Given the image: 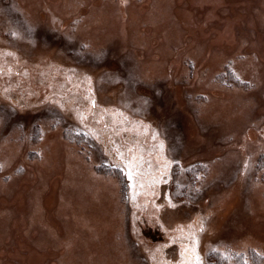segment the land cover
<instances>
[{
	"label": "rangeland",
	"instance_id": "obj_1",
	"mask_svg": "<svg viewBox=\"0 0 264 264\" xmlns=\"http://www.w3.org/2000/svg\"><path fill=\"white\" fill-rule=\"evenodd\" d=\"M27 1L0 0V54L4 59L14 55L12 64L18 66L15 73H10V66L5 68L10 76L0 74V204L11 203L0 210V218L10 223L18 209L26 210L30 190L14 203L11 197L17 181L31 173V166L58 169L61 163L57 158L63 153L64 175L53 201L62 202L68 212L78 208L86 220L79 232L59 247L57 235L48 234L44 219L50 215L62 222L64 218L56 215L54 203L42 204L55 175L52 171L49 179L38 180L41 192L35 197L32 214L39 222L32 228L69 253L81 243V264H219L218 259L221 264H235L239 256L248 262L253 256L264 264V112L259 111L264 107L262 56L257 51H237L203 66L199 57L184 55L181 74L167 62L151 73L135 51L118 47L113 34L101 42L89 33L103 19L104 6L96 9L83 0L66 3L56 14L46 3L37 11ZM112 1L126 7L144 0ZM188 2L176 0L169 9L176 8L177 15ZM157 3L154 0L152 13ZM86 8L92 9L82 12ZM229 9L225 7V11ZM252 9L260 14L264 4ZM238 11L245 13L246 9ZM260 17L264 19V14ZM246 31L254 34L251 26ZM186 32L182 28L184 37ZM188 42L187 36L170 51L176 55ZM22 62L28 67L21 66ZM227 71L238 78L237 84L227 82ZM215 91L232 92L236 99L226 100L223 108L214 111L219 99L213 95ZM94 100L101 103L93 104ZM64 107H73L80 126L98 136L109 154L108 162ZM225 112L229 114L225 116ZM209 113H213L211 122L205 124L203 115ZM226 125L224 133L208 139L213 130ZM197 132L208 136L206 144H193ZM58 140L67 145L59 148ZM49 154L57 155L56 159L48 160ZM220 191L231 196L236 192L226 215L211 209ZM3 193H7V202ZM147 209L145 215L140 213ZM150 226L177 245L169 259L159 256L161 250L167 251L161 244L148 243L145 236ZM55 229L62 233L65 227L60 224ZM16 244L13 239L4 248ZM148 248L159 262L146 259ZM29 252L23 248L24 255ZM185 255L188 257L181 261ZM61 258L46 255L39 262L21 258L13 262L73 264V260L63 263ZM7 259L2 256L0 262Z\"/></svg>",
	"mask_w": 264,
	"mask_h": 264
},
{
	"label": "bare ground",
	"instance_id": "obj_2",
	"mask_svg": "<svg viewBox=\"0 0 264 264\" xmlns=\"http://www.w3.org/2000/svg\"><path fill=\"white\" fill-rule=\"evenodd\" d=\"M81 1L83 0H28L27 2L31 8L37 11L46 3L48 6H51L50 8L53 9L54 7V13L57 14V12L62 11L61 9L65 7L66 3L74 4V2L80 3ZM180 1L182 2V0ZM89 2L91 7L97 9L104 6L105 10L103 19L89 33L98 36L101 42H105L109 35L113 34L117 37L118 47L121 50L130 49L131 51H135L137 56H141V62L149 67L151 73L158 66H161L163 62H167L181 74L184 70L182 66V58L184 55L199 57L200 62L204 66L207 63H216L224 59L226 55H232L237 51L247 53L257 51L262 56V61L264 62V19L260 17L264 14V11L257 14L258 11L252 9L254 5L262 7L264 0H189L187 7L177 10V15L175 14L176 8H173L172 11L169 9V6L173 2L176 4V0H157L158 6L154 13H152L154 0L131 3L126 7L114 3L112 0H89ZM226 6L230 8L229 11H225ZM200 7L201 9H199ZM239 8H245L246 12L240 13L238 11ZM91 9L86 8L82 12L90 11ZM173 15L176 16L173 18ZM211 21L215 22L209 24ZM249 26L254 29L253 35L246 31ZM182 28L187 29L185 37L187 38L188 36L189 42L175 55L170 51V48L176 45L178 46L186 40L181 34ZM153 40L154 42H152ZM245 42H247V45L243 47ZM140 45H144V49H141L139 47ZM204 52L209 56L205 57ZM42 59L40 57V60ZM164 68L161 67L159 70L164 72ZM199 75L200 71L197 76ZM213 95L219 97V99H216L217 104L214 111L223 108L221 106L226 103V100L236 99V95L232 92L215 91ZM259 111L264 112V107ZM213 113L204 114L202 119L203 123L209 124ZM229 113L225 112V116ZM241 119L242 116L238 117L237 122ZM227 128L226 125L224 128L213 130L208 139H211L212 136L217 134L224 133ZM230 129L231 127H229ZM193 134V144L207 143L205 141L208 136H201L198 132ZM253 137H256V135L254 134ZM58 145L60 148L62 145L66 146L67 144L58 140ZM58 145L56 144V147ZM56 156L49 154L48 160L54 161ZM60 156V158H57L61 163L58 169L53 170L52 165V168L47 170V168L39 167L36 164L29 169L31 173L28 172L17 181L18 188L11 197L12 202L21 200L23 192L30 190L27 195V208L26 210H24L25 208L23 210L18 209L16 211V217H13L14 219L10 223L5 221V217L0 218V258L2 256L9 258L5 262H0V264H16L13 261L20 258L24 262L30 260H38L39 262L41 261L39 259H42L46 255L62 257L63 263H68L69 260H73V264H81V254L83 252V245L81 243L77 244V247L70 253L66 249L57 248V246L59 247L65 244L74 234L78 233L80 225L86 220L85 215L78 208L75 207L71 212H68L62 202L53 201L54 191L58 187L57 183L64 175V161H62L64 154L62 153ZM34 169L38 170L37 174H34ZM52 171L55 175L49 183V189L42 204L47 206L54 203L56 215L58 217L60 215L64 217L62 222L52 219L50 215L44 219L48 226V234L57 235V246L50 244L47 238L42 236L38 228H32L34 223L39 222L38 218L32 214L35 205H37L35 197L41 192L39 181L49 179ZM12 184H9L6 188L9 189ZM6 194H2V199L7 197ZM235 194L236 192H233L231 196L228 191L216 192L211 209L217 214L226 215L234 205ZM10 204V200L9 203L2 202L0 204V210L9 207ZM60 224L65 227L62 233L55 229ZM7 226L8 231L6 230ZM85 236L88 237V235ZM87 237H83V240L87 241ZM13 239L17 241L16 246L12 249H5L4 245L10 243ZM49 247H52V250ZM23 248L30 249L29 254L24 255ZM44 248L45 250H43ZM49 264L57 263L52 261Z\"/></svg>",
	"mask_w": 264,
	"mask_h": 264
},
{
	"label": "trees",
	"instance_id": "obj_3",
	"mask_svg": "<svg viewBox=\"0 0 264 264\" xmlns=\"http://www.w3.org/2000/svg\"><path fill=\"white\" fill-rule=\"evenodd\" d=\"M0 56H1V60H0V65H4V66H6V67H8V66H10L11 67V72L10 73H15V71H16V69H17V67L18 66H14L13 64H12V62L13 61H15L13 58L15 57L14 55H10V56H8V58L7 59H4L3 57H2V55L0 54ZM18 58V57H17ZM18 59H23V58H18ZM25 65H26V63H25ZM0 74L2 75V76H5V77H7V76H10V74H8V72H5V71H2V73L0 72ZM8 74V75H7ZM226 75V79H227V82H229V83H234V84H237L238 83V78L237 77H235V76H233L232 75V73L230 72V71H227V73L225 74ZM224 75V76H225ZM73 120V119H72ZM74 122V121H73ZM75 123V122H74ZM76 124V123H75ZM77 125V124H76ZM78 126V125H77ZM78 128L79 129H81L79 126H78ZM82 130V129H81ZM81 132V131H80ZM66 133V132H65ZM70 133V132H69ZM81 133H83V132H81ZM84 135H85V137H88L92 142H95L96 144H98V142H96L95 141V139H94V137H92L88 132H84L83 133ZM82 138L81 139H83V136H81ZM99 146V145H98ZM102 171H104V170H102ZM149 208V207H148ZM153 208V207H152ZM156 209V208H155ZM149 209H147V211H142V212H140L141 214L143 213V215H145L146 213H148L149 211H148ZM154 229H157V228H153V227H148L147 228V236L150 238V239H154V241L153 240H151V241H148V243L150 244V245H155V244H161L162 245V247H164L165 248V250H168V251H170V252H173L174 250H176V249H178L177 247H176V245H174L173 244V242H171V240H167L166 238H164V237H162L161 235H160V229H158L159 230V233H155V230ZM149 239V240H150ZM153 241V242H152ZM146 256V259L148 258V257H152V259H153V257H154V254H153V252H152V248H148V249H146L145 250V253H144ZM161 254H163L162 253V250H161ZM165 257V256H164ZM174 257H176V256H174ZM253 256H251V262H248V261H245L244 259H243V256H239V257H237L236 258V261H234V263L235 264H259L258 263V260L257 259H255V257H253ZM216 261V260H215ZM217 263H219V264H221L222 262H221V260L220 259H218L217 261H216Z\"/></svg>",
	"mask_w": 264,
	"mask_h": 264
},
{
	"label": "flooded vegetation",
	"instance_id": "obj_4",
	"mask_svg": "<svg viewBox=\"0 0 264 264\" xmlns=\"http://www.w3.org/2000/svg\"><path fill=\"white\" fill-rule=\"evenodd\" d=\"M21 66H23V67H28L27 65H25V62H22V64H21ZM2 68V71H5V68H6V66H2L1 67ZM29 69V68H28ZM28 69L26 70V71H28ZM51 71H58V70H56V69H50ZM18 73H22V72H20V71H17ZM2 73V72H1ZM1 80L3 81V78H1ZM41 79H39V82H38V84L41 82L40 81ZM51 80V79H50ZM44 83V82H43ZM16 91V90H15ZM15 91H13V92H15ZM38 102L39 103H41V104H44L45 106H47V105H57V104H52L49 100H38ZM94 103L93 104H97V103H101L99 100H94L93 101ZM77 103V102H76ZM58 106V105H57ZM59 107V106H58ZM62 108V107H61ZM63 111H66L67 113H68V115H69V117L70 118H72L73 119V121L84 131V132H88L92 137H94V139H95V141L96 142H98V145H99V147H100V149H101V151H102V154L104 155V158H103V160L104 161H106V162H108V158L107 157H109V154H108V152L106 151V149H105V145H103L101 142H100V140H99V138H98V136L95 134V133H93V132H89L88 130H86V129H84V128H86V127H82V126H80L81 124H79L80 122H78V119H76L75 118V113H74V108L73 107H69V108H63L62 109ZM105 162V164H107ZM103 168V167H102ZM135 168H136V166H135ZM106 169V167L104 168V170ZM103 170V169H102ZM146 237V239L147 240H149L150 238L146 235L145 236ZM151 240H153L154 241V239L152 238V239H150L149 241H151ZM152 241V242H153ZM171 242H172V240H171ZM176 245V244H175ZM177 246V245H176ZM162 253H163V255L167 258V259H169L170 258V251H164V250H162ZM168 253V254H167ZM161 255V252H160V254H159V256Z\"/></svg>",
	"mask_w": 264,
	"mask_h": 264
},
{
	"label": "crops",
	"instance_id": "obj_5",
	"mask_svg": "<svg viewBox=\"0 0 264 264\" xmlns=\"http://www.w3.org/2000/svg\"><path fill=\"white\" fill-rule=\"evenodd\" d=\"M189 223H190V222H188V224H189ZM192 223H195V222L192 221ZM181 247H184L183 249H186L187 246H186V245H182ZM185 256H186V255H185ZM185 256H184V257L181 256L180 260H181V261H184V259L188 257V256H186V257H185ZM163 259H164V257H162L161 261H162ZM152 261H154V262H159V261H158V257H155V256H154Z\"/></svg>",
	"mask_w": 264,
	"mask_h": 264
},
{
	"label": "snow or ice",
	"instance_id": "obj_6",
	"mask_svg": "<svg viewBox=\"0 0 264 264\" xmlns=\"http://www.w3.org/2000/svg\"><path fill=\"white\" fill-rule=\"evenodd\" d=\"M130 176H131V174H129ZM199 258L197 257V260H198Z\"/></svg>",
	"mask_w": 264,
	"mask_h": 264
}]
</instances>
